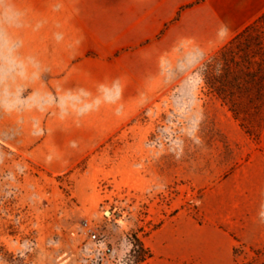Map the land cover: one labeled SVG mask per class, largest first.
Listing matches in <instances>:
<instances>
[{
  "label": "rangeland",
  "instance_id": "rangeland-1",
  "mask_svg": "<svg viewBox=\"0 0 264 264\" xmlns=\"http://www.w3.org/2000/svg\"><path fill=\"white\" fill-rule=\"evenodd\" d=\"M5 5L0 264H264V13Z\"/></svg>",
  "mask_w": 264,
  "mask_h": 264
},
{
  "label": "crops",
  "instance_id": "crops-1",
  "mask_svg": "<svg viewBox=\"0 0 264 264\" xmlns=\"http://www.w3.org/2000/svg\"><path fill=\"white\" fill-rule=\"evenodd\" d=\"M132 7L142 16L158 20L180 11L200 19L237 20L233 29L239 31L264 13V0H133L129 8ZM233 247L230 238H226L223 263L219 264H233Z\"/></svg>",
  "mask_w": 264,
  "mask_h": 264
},
{
  "label": "clouds",
  "instance_id": "clouds-1",
  "mask_svg": "<svg viewBox=\"0 0 264 264\" xmlns=\"http://www.w3.org/2000/svg\"><path fill=\"white\" fill-rule=\"evenodd\" d=\"M3 3V0H0ZM22 13L7 5L3 10H0V51H3L5 56L11 60L15 50L18 46V42L12 38L9 34V29H18L21 24ZM262 220H264V214H262Z\"/></svg>",
  "mask_w": 264,
  "mask_h": 264
},
{
  "label": "built area",
  "instance_id": "built-area-1",
  "mask_svg": "<svg viewBox=\"0 0 264 264\" xmlns=\"http://www.w3.org/2000/svg\"><path fill=\"white\" fill-rule=\"evenodd\" d=\"M94 238H96L97 236L96 235H93Z\"/></svg>",
  "mask_w": 264,
  "mask_h": 264
}]
</instances>
